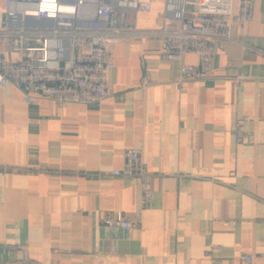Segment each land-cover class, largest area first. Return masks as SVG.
I'll return each instance as SVG.
<instances>
[{
    "label": "crops",
    "instance_id": "1",
    "mask_svg": "<svg viewBox=\"0 0 264 264\" xmlns=\"http://www.w3.org/2000/svg\"><path fill=\"white\" fill-rule=\"evenodd\" d=\"M161 23V0L119 15L100 102L0 82V264H264V0L233 24L203 81L178 80ZM132 149L150 176L145 206L138 177L111 175ZM117 213L132 228L101 226Z\"/></svg>",
    "mask_w": 264,
    "mask_h": 264
},
{
    "label": "built area",
    "instance_id": "2",
    "mask_svg": "<svg viewBox=\"0 0 264 264\" xmlns=\"http://www.w3.org/2000/svg\"><path fill=\"white\" fill-rule=\"evenodd\" d=\"M153 0H6L0 28V82L16 84L24 94L63 103L90 105L108 97L107 74L113 67L111 46L122 34L119 15L149 11ZM259 0H161L162 23L155 30L161 37V54L180 62L178 80L203 81L210 77L214 52L231 39L233 24L252 19ZM70 9L71 11L69 12ZM16 52L17 60H9ZM197 57L196 65L181 62ZM243 120L236 123V142H243ZM123 170L114 177H138L140 201L151 196L150 176L139 165V152L125 153ZM137 217L138 213H134ZM101 226L129 230L133 224L121 213L107 214ZM220 250L217 246H211ZM244 264L251 256L243 255Z\"/></svg>",
    "mask_w": 264,
    "mask_h": 264
},
{
    "label": "bare ground",
    "instance_id": "3",
    "mask_svg": "<svg viewBox=\"0 0 264 264\" xmlns=\"http://www.w3.org/2000/svg\"><path fill=\"white\" fill-rule=\"evenodd\" d=\"M69 10V12L71 11L70 9H68Z\"/></svg>",
    "mask_w": 264,
    "mask_h": 264
}]
</instances>
